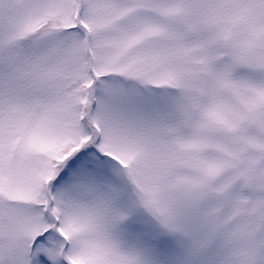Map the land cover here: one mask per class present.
I'll use <instances>...</instances> for the list:
<instances>
[{"label":"snow or ice","instance_id":"1","mask_svg":"<svg viewBox=\"0 0 264 264\" xmlns=\"http://www.w3.org/2000/svg\"><path fill=\"white\" fill-rule=\"evenodd\" d=\"M0 264H264V0H0Z\"/></svg>","mask_w":264,"mask_h":264}]
</instances>
